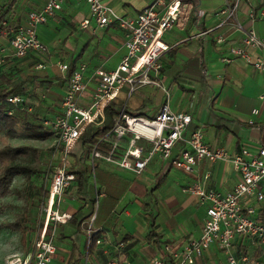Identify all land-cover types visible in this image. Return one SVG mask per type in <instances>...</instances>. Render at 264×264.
Returning a JSON list of instances; mask_svg holds the SVG:
<instances>
[{
	"label": "crops",
	"instance_id": "1",
	"mask_svg": "<svg viewBox=\"0 0 264 264\" xmlns=\"http://www.w3.org/2000/svg\"><path fill=\"white\" fill-rule=\"evenodd\" d=\"M153 1L108 0L107 3L119 16L134 19ZM47 2L0 0V56L4 58L0 65V85L8 87V81H20L17 94L25 98L28 111L42 120L61 113L68 87L59 68L61 63L72 67L84 64L91 77L98 68L115 69L127 54L123 30L116 24L99 27L85 2L66 0L59 12L37 27L47 53L31 52L17 57L10 45L13 29L27 26L29 13L42 9ZM225 2L187 0V21L164 34L171 49L162 57V87L144 86L130 96L126 88L114 103L123 105L126 111L143 109L140 116L152 119L167 101L168 92L171 109L192 116L184 138L193 130L202 129L204 141L211 149H224L232 158L242 148L256 151L264 147V70H257L251 62L239 57L232 58L230 63L224 61L233 57L231 48L243 45V30H253L264 39V0H243L236 19L219 26L225 19L221 14ZM84 20L90 21L88 28L81 27ZM219 36L224 37L223 43H218ZM248 51L253 59L264 58L261 49ZM95 87L93 79L78 99L82 107L90 106ZM143 144L146 154L151 144ZM104 145L102 148L106 149L109 144ZM185 147V141H179L171 160L155 156L141 175L98 160L94 178L89 152L85 151V163L80 166L70 157L71 172L89 167L92 200L88 202L76 195L77 177L58 204L62 213L72 215L71 221L49 230L48 236L56 247L52 264H109L112 260L120 264H155L163 257L167 263H173V254H179L187 242L201 237L208 208V203L185 189L196 183L206 191L224 195L240 180V173L230 159L202 160L192 172L172 166L159 181L166 167ZM124 148L126 144L121 145V150ZM246 205L254 206L258 220L264 223V203L252 198ZM80 211L87 217L83 222L75 217ZM94 212L97 217L93 234L100 233L98 240L102 242L91 250L88 237L84 235L77 241L75 234L79 228L87 232ZM234 253L264 264V246L253 244L247 237L236 238ZM195 264H227V261L218 246L212 245Z\"/></svg>",
	"mask_w": 264,
	"mask_h": 264
},
{
	"label": "built area",
	"instance_id": "2",
	"mask_svg": "<svg viewBox=\"0 0 264 264\" xmlns=\"http://www.w3.org/2000/svg\"><path fill=\"white\" fill-rule=\"evenodd\" d=\"M66 0H48L46 5L28 15V25L18 26L12 31L10 45L17 57H23L31 52L45 54L47 46L40 40L37 27L45 24L62 9ZM85 2L90 9L91 17L96 24L105 28L116 24L125 34L127 54L121 63L113 70L98 68L91 77L87 75L84 64L72 67L61 63L59 68L67 79V91L61 103V113L52 118L43 119V125L57 138L61 158L55 166L49 195L43 204V228L32 248L25 256L15 255L7 264H52L56 247L49 237V224H66L72 215L62 213L58 207L63 195L77 181L75 173L68 166L69 155L73 147L83 136L90 125L101 126L105 120L107 107L116 101L124 89L128 95L144 86L162 87L160 75L163 68L162 57L171 46L165 41L164 34L180 23L184 24L189 17L187 0H154L145 7L134 19L119 16L107 3L108 0H74ZM243 0H226L221 14L225 19L222 26L229 19H236L237 12ZM89 20L81 23L82 28H88ZM242 29L240 23L237 24ZM244 39L241 47H233L230 53L233 57L225 58L230 63L232 58L239 57L251 62L257 70H264V58H252L248 49L264 51V39L253 31L243 30ZM218 43L225 41L219 36ZM4 58L0 56V65ZM96 81L95 91L89 107H82L78 99L87 91L91 80ZM264 99V97H262ZM167 101L160 108L159 113L152 119L143 116H133L123 108L115 118V124L107 136L114 140L108 148L101 147L104 139L92 146L90 164L95 178V168L98 160L110 163L121 169L141 175L148 163L157 155L163 160H171L173 148L179 141H185L186 147L180 150L178 157L172 161L173 166L184 172H192L198 162L219 160L233 162L240 173V180L227 194L216 191H206L200 184H191L185 191L199 196L203 203H208L206 218L204 219L202 235L197 240L187 242L179 254L174 255L171 264H195L205 251L212 245H217L226 258L227 264H261L248 256H236L234 243L238 236L247 237L253 244L264 246V223L257 218L254 206L246 202L255 198L264 203V147L251 151L242 148L232 158L224 149H211L204 141L202 129L193 130L187 139L184 138L192 116L185 112H175ZM7 102L14 106L26 104L20 94L11 95ZM257 113V110L254 111ZM126 139V148L121 150L120 142ZM143 142L151 144L145 154ZM97 190V189H96ZM97 195L99 192L97 190ZM96 212L88 221V241H92L93 224ZM102 240H98L100 244ZM121 244L120 246H122ZM171 252L170 248H167ZM155 264H170L162 259ZM109 264H120L110 261Z\"/></svg>",
	"mask_w": 264,
	"mask_h": 264
},
{
	"label": "trees",
	"instance_id": "3",
	"mask_svg": "<svg viewBox=\"0 0 264 264\" xmlns=\"http://www.w3.org/2000/svg\"><path fill=\"white\" fill-rule=\"evenodd\" d=\"M7 83L8 87L0 85V131H11L19 126L23 128L27 137L31 139L48 140L54 138V134L43 125V120L37 118L33 112H29L26 104L14 106L7 102L9 96L20 93L18 88V83H20V81H8ZM123 108V105L117 103H111L107 107L105 111V120L102 126L90 125L87 128L83 136L70 152L69 163L71 157L74 159L76 166L84 164L85 158L83 155L85 151L90 152L92 146L99 143V139H104V142L102 143L103 146H105L104 144L106 143L110 144V142L114 140L112 136H107V134L113 128L115 118L120 115ZM126 112L133 116H140L143 114V109L134 112ZM126 143V139H123L120 142L121 145ZM172 166L173 163L171 162L160 176L159 181L164 179L165 174ZM43 167V161L39 149L26 145L12 146L6 140H3V145L0 147V200L11 195L17 177H23L28 182L37 179L42 181L41 187L39 188L40 198L38 200V206L43 207V204L48 198L50 188V186L47 187L44 184L45 179L50 175V170ZM73 172L76 173L79 181L76 195L79 198L90 202L92 199L90 197L91 187L89 185V167L84 166L81 170L75 171L73 169ZM75 217L78 218L79 222H83L87 218L84 216L83 211L78 212ZM43 224L44 220L41 218V221L38 224L39 233L43 228ZM6 225L12 231L22 233L23 235L35 231V228L30 224V213L27 208H25L22 213L18 214L14 221L8 222ZM55 225L57 224H49V230ZM85 231H82V229L79 228L75 234V240L79 241L84 235L88 237V234ZM99 236L100 233L92 235L91 250L97 245Z\"/></svg>",
	"mask_w": 264,
	"mask_h": 264
},
{
	"label": "rangeland",
	"instance_id": "4",
	"mask_svg": "<svg viewBox=\"0 0 264 264\" xmlns=\"http://www.w3.org/2000/svg\"><path fill=\"white\" fill-rule=\"evenodd\" d=\"M3 140L12 146L26 145L39 149L43 168L50 170V175L45 179L44 184L50 186L55 166L59 164L61 158L56 137L48 140L31 139L27 137L23 128L18 126L11 131H0V147L3 145ZM41 184V180L34 179L28 182L23 177H17L11 195L0 200V264H7L15 255H27L34 246L39 236L38 224L43 218L42 206H38ZM25 208L29 210L30 224L35 228L34 232L27 235L14 232L6 225L14 221Z\"/></svg>",
	"mask_w": 264,
	"mask_h": 264
}]
</instances>
